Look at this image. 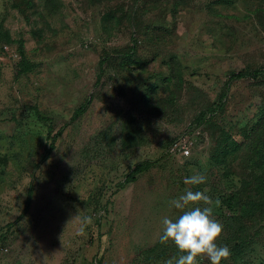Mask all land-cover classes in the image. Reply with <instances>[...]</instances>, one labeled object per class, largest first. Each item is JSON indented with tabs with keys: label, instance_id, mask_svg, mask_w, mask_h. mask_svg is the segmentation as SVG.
Wrapping results in <instances>:
<instances>
[{
	"label": "rangeland",
	"instance_id": "1",
	"mask_svg": "<svg viewBox=\"0 0 264 264\" xmlns=\"http://www.w3.org/2000/svg\"><path fill=\"white\" fill-rule=\"evenodd\" d=\"M255 69L264 0H0V264H164L189 187L220 264H264V77L230 80Z\"/></svg>",
	"mask_w": 264,
	"mask_h": 264
},
{
	"label": "clouds",
	"instance_id": "2",
	"mask_svg": "<svg viewBox=\"0 0 264 264\" xmlns=\"http://www.w3.org/2000/svg\"><path fill=\"white\" fill-rule=\"evenodd\" d=\"M183 183L188 186H199L207 183V176L197 172L185 177ZM209 189L193 191L191 187L185 190L178 198L172 199L171 207L181 211V214L172 220L162 219V233L160 243L171 241L177 248L179 255L164 261V264H198V257H205L210 264H220L221 260L228 259L230 249L227 245H218L217 240L223 233V225L213 217V210L219 207L221 201L213 200L207 193ZM205 205L191 207L189 205ZM79 220V232L84 233L85 227L92 223V218L85 216Z\"/></svg>",
	"mask_w": 264,
	"mask_h": 264
},
{
	"label": "trees",
	"instance_id": "3",
	"mask_svg": "<svg viewBox=\"0 0 264 264\" xmlns=\"http://www.w3.org/2000/svg\"><path fill=\"white\" fill-rule=\"evenodd\" d=\"M264 77V70L261 69H255L251 71H241L237 73H233L230 75V80H239V79H252V80H258L260 78ZM261 121L256 124V130L257 128L263 127L264 128V117L260 119ZM253 151L251 155L253 157H258L259 159V165H264V137L260 135L254 136V142H253ZM238 203L237 195L234 193L225 194V196L222 198V204L227 206L229 208V211L231 213H235L236 205Z\"/></svg>",
	"mask_w": 264,
	"mask_h": 264
},
{
	"label": "built area",
	"instance_id": "4",
	"mask_svg": "<svg viewBox=\"0 0 264 264\" xmlns=\"http://www.w3.org/2000/svg\"><path fill=\"white\" fill-rule=\"evenodd\" d=\"M178 154L181 156H188L189 155V148L185 146L183 142H176L171 149L170 154Z\"/></svg>",
	"mask_w": 264,
	"mask_h": 264
}]
</instances>
